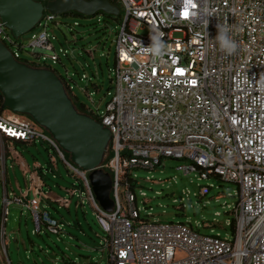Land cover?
<instances>
[{
	"label": "built area",
	"instance_id": "1",
	"mask_svg": "<svg viewBox=\"0 0 264 264\" xmlns=\"http://www.w3.org/2000/svg\"><path fill=\"white\" fill-rule=\"evenodd\" d=\"M115 1L121 13L113 38L114 89L94 112L110 133L111 156L99 167L109 170L111 210L100 207L88 171L74 165L48 132L21 114L0 111L5 174L0 246L6 264L3 224L10 202L29 210L36 231H60V221L44 209L51 187L44 179L54 177L50 166L57 161L71 177L66 195L58 200L62 205L73 198L91 207L102 231V264H264V0H191L193 7L189 0ZM53 18L44 12L35 24L40 29L27 44L42 61L37 66L44 55L59 58L45 29ZM216 26L229 28L237 43L232 55L216 43ZM152 36L165 45L159 57L146 50ZM0 42L25 62L18 56L21 44L1 21ZM19 142L43 144L56 156L51 159L49 153V165L33 168L35 177L21 166L31 183L38 180L32 196H18L5 185L6 158L18 165L22 161L15 148ZM163 158L187 161L177 166L185 174L196 172L200 179L213 175L236 184L230 239L201 233L185 222L140 219L135 194L126 183H136L134 169H153ZM207 190L201 186L198 197ZM176 252L181 255L175 257Z\"/></svg>",
	"mask_w": 264,
	"mask_h": 264
},
{
	"label": "rangeland",
	"instance_id": "2",
	"mask_svg": "<svg viewBox=\"0 0 264 264\" xmlns=\"http://www.w3.org/2000/svg\"><path fill=\"white\" fill-rule=\"evenodd\" d=\"M118 10L121 13L120 7ZM97 17L96 14L55 15L53 20L48 21L45 29L59 60L52 61L46 55L43 60L44 64L68 81L71 93L93 112L104 107L114 89L110 77L114 59L113 38L118 25L112 17H104L103 20L99 19L101 15L98 19ZM39 29L37 26L16 39L22 46L18 50V56L27 62L42 63L40 58H34L31 48L27 45L31 35ZM93 84L97 85V89ZM15 148L21 153L23 161L20 165L6 161V186L9 192L18 196L26 193L32 196L30 186L33 183L28 179L30 174L24 176L21 166H27L26 168L31 170V175L35 177L33 168L44 165L49 160V153L51 159L56 156L39 144H15ZM186 164L185 160L163 158L161 164L153 169L133 170L136 181L133 192L139 217L150 221L185 222L194 228L197 227L201 233H211L230 239L228 220L236 200V184L220 180L213 175L200 179L196 172L185 174L177 168ZM57 170L62 179L55 174L56 178L48 176L45 181L52 187L51 194L60 199L66 195L64 186L69 183L71 177L59 161ZM4 177L0 157V199ZM55 182L59 184V188ZM201 186L208 187V190L203 196L198 197ZM74 201L73 198L69 200L68 210L55 202L44 206V209L62 224L57 233L45 231L44 227L36 231L35 221L29 210L21 204L10 202L3 224L8 262L87 264L91 261L102 264L106 259V253L100 251L102 231L96 223L94 212L87 202L79 205ZM38 223L44 225L40 220ZM206 223L208 226H205ZM1 230L0 223V232ZM180 255L178 252L175 253V257ZM0 264H6L1 246Z\"/></svg>",
	"mask_w": 264,
	"mask_h": 264
},
{
	"label": "water",
	"instance_id": "3",
	"mask_svg": "<svg viewBox=\"0 0 264 264\" xmlns=\"http://www.w3.org/2000/svg\"><path fill=\"white\" fill-rule=\"evenodd\" d=\"M44 12L109 16L117 14L118 8L108 0H46L44 4L40 0H0V21L15 39L33 30ZM0 96V110L27 115L51 135L74 165L88 171L95 200L104 210H111L110 176L99 167L109 144V130L75 109L54 70L15 59L0 42Z\"/></svg>",
	"mask_w": 264,
	"mask_h": 264
},
{
	"label": "trees",
	"instance_id": "4",
	"mask_svg": "<svg viewBox=\"0 0 264 264\" xmlns=\"http://www.w3.org/2000/svg\"><path fill=\"white\" fill-rule=\"evenodd\" d=\"M43 4L45 3V1L44 0H40ZM111 4H114V5H116L117 6V4H116V1L115 0H108ZM72 14H75V15H80V14H77V13H74V12H72ZM96 15H98V17H99V15H101V18H99L100 20H103L104 19V17H108V16H105L104 14H100V13H97ZM82 16V15H81ZM98 17H97V19H98ZM109 17H112V18H114L115 20H116V22H119V19H120V13H119V10H118V13L117 14H115V15H109ZM19 44H21V43H19ZM21 59V58H20ZM21 60H23V59H21ZM58 60H59V58H58ZM23 61H25V62H27L26 60H23ZM29 64L30 65H32V66H37L38 65V63H35V62H29ZM42 66H48V65H46V64H42ZM49 68H50V66H48ZM52 69V68H51ZM52 70H54V69H52ZM54 72L56 73V71L54 70ZM57 74V73H56ZM58 75V74H57ZM59 76V75H58ZM59 78L62 80V82H63V84H64V87H65V90H66V92H67V94L70 96V98H71V101H72V103H73V105H74V107H75V109L78 111V112H82V113H86V114H88V115H90L91 117H93V118H95V115H94V112L91 110V109H87L86 107H85V105L82 103V102H80L78 99H77V97L74 95V94H71V90H70V85L68 84V81L64 78V77H61V76H59ZM70 79V78H69ZM93 86L95 87V89H97V85H95V84H93ZM72 96L74 97L73 99H72ZM0 103H1V96H0ZM0 111H2V110H0ZM23 116H25L26 118H29L27 115H23ZM30 119V118H29ZM39 144V143H38ZM30 145H36V144H30ZM39 145H41V146H43V144H39ZM43 148L47 151V149H46V147L45 146H43ZM65 156H67L68 157V154L67 153H65ZM111 156V152H110V150H109V148H107V150H106V152H105V154H104V157H103V159H102V161H101V164H103L104 162H106L107 160H108V158ZM45 164H47V165H49L48 164V161L47 162H45ZM103 170L104 171H106V172H108L109 173V170L107 169V168H103ZM126 174H127V176H128V171L127 172H125ZM40 175V174H39ZM56 175L58 176V177H60V178H62V176L59 174V173H56ZM48 178V177H47ZM46 179V178H45ZM45 179H44V181H45ZM6 182H7V179L5 180V185H6ZM46 182V181H45ZM71 184V181L68 183V184H66L65 186H64V189H67L68 188V186ZM127 186H128V188L130 189V190H133V188H134V186H135V182L134 183H130V182H128L127 181ZM48 185V184H47ZM55 185H57V186H59V184L58 183H56L55 182ZM50 187V186H49ZM6 188H7V186H6ZM52 188H50V191H49V193H48V195L46 196V198H45V202H46V204H51V203H53V202H55L58 206H63L64 208H66L67 210H68V205L65 203V204H60V201L58 200V198L57 197H55V196H53L52 194ZM70 200V199H69ZM69 200L67 201V203L69 202ZM75 202V201H74ZM49 213V212H48ZM49 216L50 217H52V218H55L54 216H52V215H50L49 214ZM0 217H1V210H0ZM140 219H143V218H140ZM60 221V220H59ZM180 222V221H179ZM190 225V224H189ZM233 227H234V220H233V217H232V215H231V217L229 218V220H228V228H229V231H230V234L232 235V233H233ZM195 230H198L197 229V227H195ZM46 231V230H45ZM87 264H98V263H95V262H88Z\"/></svg>",
	"mask_w": 264,
	"mask_h": 264
},
{
	"label": "clouds",
	"instance_id": "5",
	"mask_svg": "<svg viewBox=\"0 0 264 264\" xmlns=\"http://www.w3.org/2000/svg\"><path fill=\"white\" fill-rule=\"evenodd\" d=\"M189 7H193L194 5L191 4V0H189ZM217 34L215 36V41L218 44L220 50L225 53L226 55H232L237 49V43L230 35V30L226 26H216ZM152 43L146 49L149 53H151L154 57H159L163 55L165 50V45L156 36L150 37Z\"/></svg>",
	"mask_w": 264,
	"mask_h": 264
},
{
	"label": "crops",
	"instance_id": "6",
	"mask_svg": "<svg viewBox=\"0 0 264 264\" xmlns=\"http://www.w3.org/2000/svg\"><path fill=\"white\" fill-rule=\"evenodd\" d=\"M71 94H73V93H71ZM73 98H74V97L72 96V99H73ZM77 99H78V98H77ZM78 100H79V99H78ZM85 107H86V106H85ZM86 108H87V107H86ZM87 109H89V108H87ZM17 144H26V143L19 142V143H17ZM28 145H30V144H28ZM5 155H6V154H5ZM6 161H10V162H12V163L15 162L13 159H11V157H7V158H6ZM6 161H5V163H6ZM22 161H23V158H22ZM50 167H51V169H53V174H54V177H51V178H56V175H55V174H56V173H59L58 170H57V163L54 164V165H52V166H50ZM61 179H62V178H61ZM37 181H38L37 179H33V181H32L33 184H32V186H30L32 192H33V190H34V187H33V186H34V182H37ZM70 181H71V180H70ZM70 181H69V182H70ZM49 186H50V185H49ZM30 187H29V188H30ZM56 187L59 188V186H57V185H56ZM50 188H52V187H50ZM53 188H54V187H53ZM7 190H8V188H7ZM8 191H9V190H8ZM27 196H29L28 193H27ZM79 205H81V204H79ZM188 225H189V224H188Z\"/></svg>",
	"mask_w": 264,
	"mask_h": 264
}]
</instances>
